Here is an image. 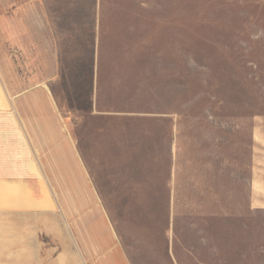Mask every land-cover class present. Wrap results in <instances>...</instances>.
Segmentation results:
<instances>
[{"label":"crops","instance_id":"crops-1","mask_svg":"<svg viewBox=\"0 0 264 264\" xmlns=\"http://www.w3.org/2000/svg\"><path fill=\"white\" fill-rule=\"evenodd\" d=\"M187 1L0 0V242L33 248L10 263L264 264V114L246 141L162 113Z\"/></svg>","mask_w":264,"mask_h":264},{"label":"rangeland","instance_id":"rangeland-1","mask_svg":"<svg viewBox=\"0 0 264 264\" xmlns=\"http://www.w3.org/2000/svg\"><path fill=\"white\" fill-rule=\"evenodd\" d=\"M187 2L162 8L163 18L176 20L162 24V113L218 133L231 124L226 131L247 141L251 117L264 114V0ZM7 234L0 242L7 264L32 253L29 242Z\"/></svg>","mask_w":264,"mask_h":264}]
</instances>
